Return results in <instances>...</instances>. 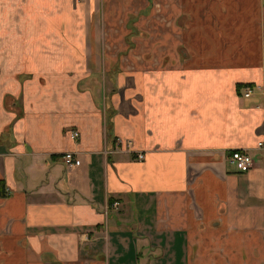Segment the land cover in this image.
I'll return each instance as SVG.
<instances>
[{"label":"crops","instance_id":"0c3cea01","mask_svg":"<svg viewBox=\"0 0 264 264\" xmlns=\"http://www.w3.org/2000/svg\"><path fill=\"white\" fill-rule=\"evenodd\" d=\"M261 140L264 0H0V264H264Z\"/></svg>","mask_w":264,"mask_h":264},{"label":"built area","instance_id":"2783aa9c","mask_svg":"<svg viewBox=\"0 0 264 264\" xmlns=\"http://www.w3.org/2000/svg\"><path fill=\"white\" fill-rule=\"evenodd\" d=\"M252 93H253V88L247 87L245 90V96L249 97L251 96ZM72 138L74 140H78L80 138V133L78 131H74L72 133ZM257 147L259 149H264V140L259 141ZM144 157L145 156L141 154L139 156V159L141 160ZM63 158L67 167L74 168L75 166H77L78 156L76 152L68 151L64 154ZM230 160L233 164L237 166V168L241 172L249 171L250 169L253 168L255 164L254 157L251 155V153L248 150H241V149L234 150L233 152H231Z\"/></svg>","mask_w":264,"mask_h":264}]
</instances>
